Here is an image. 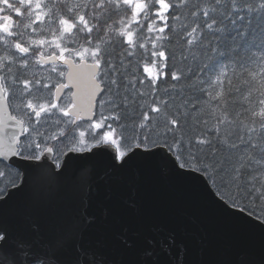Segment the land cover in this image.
Instances as JSON below:
<instances>
[{"label":"snow or ice","instance_id":"snow-or-ice-1","mask_svg":"<svg viewBox=\"0 0 264 264\" xmlns=\"http://www.w3.org/2000/svg\"><path fill=\"white\" fill-rule=\"evenodd\" d=\"M256 11L264 0H0V264H189L174 231L88 210L93 192L126 187L137 212L133 178L153 170L202 186L264 241V90L236 100L219 46ZM63 181L89 196L70 222L50 216L54 239L34 219L43 204L9 214L17 193Z\"/></svg>","mask_w":264,"mask_h":264},{"label":"water","instance_id":"water-1","mask_svg":"<svg viewBox=\"0 0 264 264\" xmlns=\"http://www.w3.org/2000/svg\"><path fill=\"white\" fill-rule=\"evenodd\" d=\"M103 160V156L98 157V172H102ZM133 180L138 186L137 212L124 206L126 187L102 188L97 195L93 192L88 210L101 217L105 209H110L134 229L147 231L156 226L174 231L178 240L187 245L189 264H227L243 249H248L254 258L264 255L260 228H253L247 219L216 211L202 186L196 189L188 181L162 177L155 170ZM88 196L87 185H74L70 181L41 184L31 191L17 193L8 211L12 214L31 202L43 204L47 211L35 214L34 219L44 237L54 239L61 228L53 227L50 216L63 212L65 222H70L71 215L78 211L80 199L87 200ZM111 256L116 260L129 258L115 249L111 250Z\"/></svg>","mask_w":264,"mask_h":264},{"label":"trees","instance_id":"trees-1","mask_svg":"<svg viewBox=\"0 0 264 264\" xmlns=\"http://www.w3.org/2000/svg\"><path fill=\"white\" fill-rule=\"evenodd\" d=\"M244 3L255 5L259 3V0H244ZM149 23L151 20L145 21L141 17L142 29L148 37L146 42L151 43V36L155 34V30L152 34L147 33ZM219 46L225 53L221 62L229 63L228 76L233 90L242 93L236 96V100L247 103L244 98L248 97L249 93L252 97H257L260 91L264 90V59H262L264 57V11L249 12L243 21L238 22L234 27L229 26ZM232 61L239 63H232ZM233 69L236 71V76L232 75Z\"/></svg>","mask_w":264,"mask_h":264},{"label":"flooded vegetation","instance_id":"flooded-vegetation-1","mask_svg":"<svg viewBox=\"0 0 264 264\" xmlns=\"http://www.w3.org/2000/svg\"><path fill=\"white\" fill-rule=\"evenodd\" d=\"M65 91H67V90H65ZM3 180L6 182L5 183V185H6V184H8L10 182L11 177L4 178Z\"/></svg>","mask_w":264,"mask_h":264},{"label":"rangeland","instance_id":"rangeland-1","mask_svg":"<svg viewBox=\"0 0 264 264\" xmlns=\"http://www.w3.org/2000/svg\"><path fill=\"white\" fill-rule=\"evenodd\" d=\"M226 71L228 72V69H226ZM5 181L3 180V183L2 184H0V188H2L4 185H5Z\"/></svg>","mask_w":264,"mask_h":264}]
</instances>
